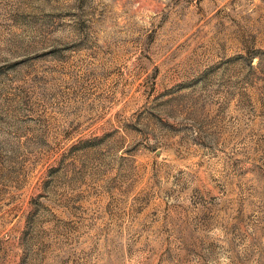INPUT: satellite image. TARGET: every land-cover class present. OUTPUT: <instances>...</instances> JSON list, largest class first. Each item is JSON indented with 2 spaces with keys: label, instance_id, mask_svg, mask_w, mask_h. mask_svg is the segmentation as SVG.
Instances as JSON below:
<instances>
[{
  "label": "rangeland",
  "instance_id": "rangeland-1",
  "mask_svg": "<svg viewBox=\"0 0 264 264\" xmlns=\"http://www.w3.org/2000/svg\"><path fill=\"white\" fill-rule=\"evenodd\" d=\"M0 264H264V0H0Z\"/></svg>",
  "mask_w": 264,
  "mask_h": 264
}]
</instances>
